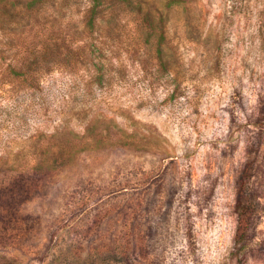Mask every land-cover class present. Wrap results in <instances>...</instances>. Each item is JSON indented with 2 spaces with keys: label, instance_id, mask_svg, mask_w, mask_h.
<instances>
[{
  "label": "rangeland",
  "instance_id": "374dc122",
  "mask_svg": "<svg viewBox=\"0 0 264 264\" xmlns=\"http://www.w3.org/2000/svg\"><path fill=\"white\" fill-rule=\"evenodd\" d=\"M92 2L0 0V264H264V0Z\"/></svg>",
  "mask_w": 264,
  "mask_h": 264
},
{
  "label": "trees",
  "instance_id": "16d2710c",
  "mask_svg": "<svg viewBox=\"0 0 264 264\" xmlns=\"http://www.w3.org/2000/svg\"><path fill=\"white\" fill-rule=\"evenodd\" d=\"M99 2L100 0H93L91 7V17H94V15L96 14V10L99 6ZM236 210L238 213L239 227L243 226V228L240 229V231H242V233L244 234L250 213H249L248 197L245 195L244 191L242 190L239 191V199L236 202Z\"/></svg>",
  "mask_w": 264,
  "mask_h": 264
}]
</instances>
